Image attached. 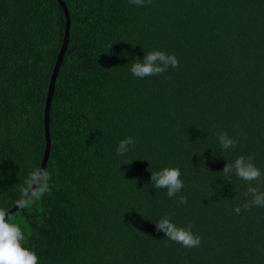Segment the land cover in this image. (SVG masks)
Returning a JSON list of instances; mask_svg holds the SVG:
<instances>
[{
	"label": "trees",
	"instance_id": "1",
	"mask_svg": "<svg viewBox=\"0 0 264 264\" xmlns=\"http://www.w3.org/2000/svg\"><path fill=\"white\" fill-rule=\"evenodd\" d=\"M63 1L71 25L50 109L51 190L18 207L47 147L66 15L59 0H0V209L23 246L38 264H264V207L236 214L249 184L222 173L250 155L264 175V0ZM154 49L179 66L133 76ZM221 131L236 148L221 149ZM126 137L135 144L118 155ZM164 167L180 169L186 204L154 188L151 172ZM165 216L191 224L200 246L157 232Z\"/></svg>",
	"mask_w": 264,
	"mask_h": 264
},
{
	"label": "clouds",
	"instance_id": "2",
	"mask_svg": "<svg viewBox=\"0 0 264 264\" xmlns=\"http://www.w3.org/2000/svg\"><path fill=\"white\" fill-rule=\"evenodd\" d=\"M129 3L137 7L149 6L152 0H129ZM180 61L174 53L169 54L161 50L147 52L143 59H135L131 66V73L137 78L149 76H160L169 67L175 69ZM217 138L222 150L234 149L238 140L230 137L226 131L217 133ZM132 137H126L119 141L116 149L118 155H125L129 151V146H134ZM253 156H238L233 163H226L222 173L224 176L235 174L241 180L248 182L249 186L245 195L250 199L243 204L236 206L233 211L239 214L244 210H251L252 207H264V190L260 184H264V175L254 164ZM131 163V161L129 162ZM181 171L177 167H164L159 171L151 172V182L154 188L167 189V196L171 199L177 198V203L184 205L187 197L177 195L184 187L181 180ZM51 175L46 169L36 168L28 174L24 183L27 186L22 189V198L17 201L18 207H26L30 203L27 197L39 198L49 192ZM257 182L256 186L252 182ZM140 190V189H139ZM24 193L27 196L23 195ZM157 232H163L168 239L182 245L185 248L199 247L201 237L192 231V225L178 226L170 218L162 217L155 222ZM25 240L21 227L9 221L8 213L5 209H0V264H38V256L32 250L23 246Z\"/></svg>",
	"mask_w": 264,
	"mask_h": 264
},
{
	"label": "water",
	"instance_id": "3",
	"mask_svg": "<svg viewBox=\"0 0 264 264\" xmlns=\"http://www.w3.org/2000/svg\"><path fill=\"white\" fill-rule=\"evenodd\" d=\"M59 2L62 4V6L64 8L65 15H66V28H65L64 38H63V44L60 48V52H59L58 57H57V61H56L55 67H54L52 77H51V82L49 85L47 99H46V108H45V113H44V125H45V130H46L47 147L45 149L44 157H43L42 164L40 167L42 169H44V167H45L46 161H47L48 156H49V151H50L49 121H50V109H51V103H52V96H53V92H54L55 79L57 77L58 68L61 64V61L63 59V56L65 54V51H66V48H67V45H68V42L70 39L71 19H70L69 10H68V8H67V6L63 0H59ZM16 208L17 207H15V209ZM15 209H13V210H15ZM12 211H10V213Z\"/></svg>",
	"mask_w": 264,
	"mask_h": 264
}]
</instances>
